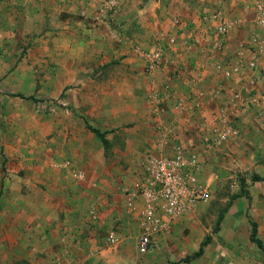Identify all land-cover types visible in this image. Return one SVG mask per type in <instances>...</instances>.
Instances as JSON below:
<instances>
[{
    "label": "crops",
    "instance_id": "1",
    "mask_svg": "<svg viewBox=\"0 0 264 264\" xmlns=\"http://www.w3.org/2000/svg\"><path fill=\"white\" fill-rule=\"evenodd\" d=\"M259 19L254 0H0V89L32 81L28 59L49 56L51 94L68 105L52 114L49 144L0 145V264H264L247 219L264 246V200L252 189L248 211L229 213L197 258L201 241L188 246L183 232L200 229L199 211L141 255L148 201L125 203L141 164L178 149L198 155L202 180L264 184ZM5 91L0 126L14 102Z\"/></svg>",
    "mask_w": 264,
    "mask_h": 264
},
{
    "label": "rangeland",
    "instance_id": "2",
    "mask_svg": "<svg viewBox=\"0 0 264 264\" xmlns=\"http://www.w3.org/2000/svg\"><path fill=\"white\" fill-rule=\"evenodd\" d=\"M38 60H44L41 65L36 63ZM28 63L34 64V70L26 72L30 75L32 81L27 79L21 81L22 86L14 89V92L5 91L14 102L8 106V111L3 115L2 125L0 126V145L6 144L13 148L20 146L34 147L35 144H49L55 133L53 128L59 122L53 118V112L66 111L68 105L58 103L62 100L64 93L57 97L52 96L54 82L57 81L56 73L52 71L50 65V57H33L28 59ZM42 83V93L40 88H35L34 82ZM25 85V86H23ZM38 91V92H37ZM15 95H21L18 99ZM202 180V179H201ZM204 187L209 188L210 198L205 202H200L193 211H199L200 229L186 230L183 232V238L186 239L188 246L199 244L209 237L211 242L212 235L219 230L220 223L225 220L228 214L238 217L235 211H248V201L244 193H249L247 189H252L256 197L264 200V184L245 183L238 176L235 180H226L223 182H208L202 180ZM242 195L237 199H233L236 195ZM251 202V201H250ZM260 202V201H259ZM249 209V208H248ZM222 214V221L217 225V219ZM249 223L251 220L247 217Z\"/></svg>",
    "mask_w": 264,
    "mask_h": 264
},
{
    "label": "built area",
    "instance_id": "3",
    "mask_svg": "<svg viewBox=\"0 0 264 264\" xmlns=\"http://www.w3.org/2000/svg\"><path fill=\"white\" fill-rule=\"evenodd\" d=\"M108 5L110 9L117 7L116 2L109 1ZM254 5L260 12L261 45L264 49V0H254ZM219 31L225 33L226 27L221 25ZM161 53L158 52L155 59H159ZM172 128L166 132L171 134ZM232 135V129L223 130L217 133L212 143L219 146ZM202 170L198 155L181 149L174 151L171 158L149 156L141 164L140 180L125 202L132 209L133 201L138 196L148 201L147 208L140 214L141 232L137 240L139 254L153 252L159 241L172 233L174 224L186 219L195 212L193 210L200 202L210 198L209 188L203 186L199 176ZM110 241L113 242L112 239Z\"/></svg>",
    "mask_w": 264,
    "mask_h": 264
},
{
    "label": "trees",
    "instance_id": "4",
    "mask_svg": "<svg viewBox=\"0 0 264 264\" xmlns=\"http://www.w3.org/2000/svg\"><path fill=\"white\" fill-rule=\"evenodd\" d=\"M17 97H21V95H15ZM23 98V97H21ZM88 129L97 137L101 140L102 144L104 147L107 146L108 142L106 141L105 137H104V134L100 133L98 130L96 129H93L91 127H88ZM260 180H263V178H260L259 176L257 175H254L252 177V182H257V181H260ZM245 194V197L247 198V200H249V195L248 193H244ZM239 197H242V195H236L235 197H233V199H237ZM222 221V214L219 216V218L217 219V225ZM251 224V228H252V231H251V235H250V240L252 243H254L259 249H261L263 252H264V246L262 245L261 241H259L257 238H256V226L254 223H250ZM209 237H207L204 241L201 242L200 244V247L198 249V251L196 253H194L193 255H191L189 258H197V257H200L202 254H203V249L206 245L209 244ZM186 261L189 260L188 258L185 259Z\"/></svg>",
    "mask_w": 264,
    "mask_h": 264
}]
</instances>
